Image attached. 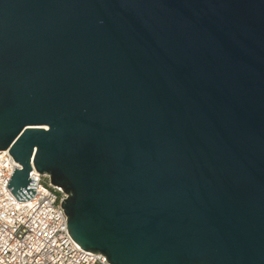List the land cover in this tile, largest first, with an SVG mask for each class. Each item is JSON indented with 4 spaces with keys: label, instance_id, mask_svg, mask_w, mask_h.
<instances>
[{
    "label": "water",
    "instance_id": "1",
    "mask_svg": "<svg viewBox=\"0 0 264 264\" xmlns=\"http://www.w3.org/2000/svg\"><path fill=\"white\" fill-rule=\"evenodd\" d=\"M6 149L110 264H264V0H0Z\"/></svg>",
    "mask_w": 264,
    "mask_h": 264
},
{
    "label": "built area",
    "instance_id": "2",
    "mask_svg": "<svg viewBox=\"0 0 264 264\" xmlns=\"http://www.w3.org/2000/svg\"><path fill=\"white\" fill-rule=\"evenodd\" d=\"M34 195L17 200L6 187L20 168L8 149L0 152V264H110L100 252L83 250L68 234L62 200L67 195L30 160Z\"/></svg>",
    "mask_w": 264,
    "mask_h": 264
}]
</instances>
